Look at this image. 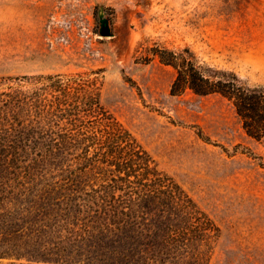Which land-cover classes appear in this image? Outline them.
I'll return each instance as SVG.
<instances>
[{"label":"rangeland","instance_id":"rangeland-1","mask_svg":"<svg viewBox=\"0 0 264 264\" xmlns=\"http://www.w3.org/2000/svg\"><path fill=\"white\" fill-rule=\"evenodd\" d=\"M154 47L264 89V0H0V79H96L104 109L218 227L206 264H264V135L219 94H171Z\"/></svg>","mask_w":264,"mask_h":264},{"label":"trees","instance_id":"trees-1","mask_svg":"<svg viewBox=\"0 0 264 264\" xmlns=\"http://www.w3.org/2000/svg\"><path fill=\"white\" fill-rule=\"evenodd\" d=\"M185 89L231 102L264 135V89L151 49ZM218 227L99 100L84 75L0 79V259L28 264H206Z\"/></svg>","mask_w":264,"mask_h":264},{"label":"water","instance_id":"water-1","mask_svg":"<svg viewBox=\"0 0 264 264\" xmlns=\"http://www.w3.org/2000/svg\"><path fill=\"white\" fill-rule=\"evenodd\" d=\"M107 33H108L107 29H106V28H103V29H102V34H103V35H106Z\"/></svg>","mask_w":264,"mask_h":264}]
</instances>
